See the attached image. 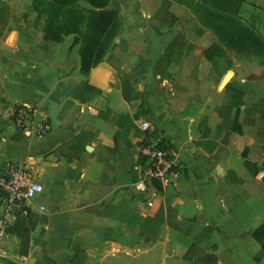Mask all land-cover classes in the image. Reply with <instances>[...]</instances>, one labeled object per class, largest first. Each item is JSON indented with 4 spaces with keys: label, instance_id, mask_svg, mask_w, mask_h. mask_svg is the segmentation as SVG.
<instances>
[{
    "label": "crops",
    "instance_id": "1",
    "mask_svg": "<svg viewBox=\"0 0 264 264\" xmlns=\"http://www.w3.org/2000/svg\"><path fill=\"white\" fill-rule=\"evenodd\" d=\"M37 2L0 0V167L28 166L42 186L35 202L46 210L35 213L42 221L26 253L9 232L14 221L9 225L0 264H70L80 251L101 260L110 249L115 263L131 264L147 237L139 221L157 227L158 264L207 257L264 264L252 236L264 221V178L257 174L264 166V78L234 74L221 89L232 104H221L217 89L207 94L211 61L203 51L217 39L181 0H120L109 48L83 74L79 34L46 39ZM190 20L201 32L188 54L173 57L175 40L186 33L180 25ZM20 103L47 113L51 130L33 138L16 129L11 109ZM140 119L183 169L152 209L134 187Z\"/></svg>",
    "mask_w": 264,
    "mask_h": 264
},
{
    "label": "trees",
    "instance_id": "2",
    "mask_svg": "<svg viewBox=\"0 0 264 264\" xmlns=\"http://www.w3.org/2000/svg\"><path fill=\"white\" fill-rule=\"evenodd\" d=\"M181 1L195 14L197 21L211 30L217 39V43L211 44L203 51L207 60L212 61L215 55L222 51L219 43L245 53H255L262 48L263 42L260 36L244 24L235 13L236 5L241 0ZM81 3L84 5H80ZM119 6L118 0H47L46 8L41 10L45 16V38L58 42L63 35L78 33L81 40L80 70L85 74L101 61L114 38ZM232 7L234 11L229 10ZM84 89H87L91 95L99 92L92 86H85ZM235 99L234 106L238 102V98ZM223 126H226L224 122ZM228 134L226 132L225 135ZM244 165L248 170L253 171V164L249 160H245ZM160 211L161 207L156 214ZM41 221L39 215L28 212L26 215H18L10 226L9 232L21 239L20 250L23 253H26L30 232ZM140 226L143 229L144 227L157 229L154 224L151 226L147 221H143ZM252 236L264 253V221L252 232ZM2 243L4 240L1 241ZM193 261L195 264H213L215 259L207 257Z\"/></svg>",
    "mask_w": 264,
    "mask_h": 264
},
{
    "label": "built area",
    "instance_id": "3",
    "mask_svg": "<svg viewBox=\"0 0 264 264\" xmlns=\"http://www.w3.org/2000/svg\"><path fill=\"white\" fill-rule=\"evenodd\" d=\"M88 110L94 111L91 106ZM11 119L16 129L29 137H40L51 130L48 114L30 103L15 104ZM137 128V151L142 162L134 187L143 196L144 205L152 209L162 199L165 187L182 176L183 169L173 151L161 144V136L147 119H140ZM257 174L264 178V166ZM41 192L42 186L25 164L11 161L0 167V245L18 215L45 212V205L35 202Z\"/></svg>",
    "mask_w": 264,
    "mask_h": 264
},
{
    "label": "rangeland",
    "instance_id": "4",
    "mask_svg": "<svg viewBox=\"0 0 264 264\" xmlns=\"http://www.w3.org/2000/svg\"><path fill=\"white\" fill-rule=\"evenodd\" d=\"M46 1L47 0H38L37 4L40 11L46 8ZM118 1L120 2V0ZM80 5H84V3H81ZM232 9L234 11L233 7L229 10L231 11ZM162 11H164V8ZM235 13L244 24L252 28L260 36L263 46L260 51H256L255 53H245L236 51L218 42L222 47V51L219 54H216L211 61V80L209 84L205 85V90L207 91V94L214 96L215 89H217V99H219L218 101H221V104L233 103L231 100L227 99V92L221 90L222 88L219 86V83L226 72L230 71L233 74L231 80L233 79L234 74L241 75L249 72L253 79L264 78V0H241L240 3L236 5ZM163 22L168 24L171 22V19L165 16ZM180 27L185 29L186 33L184 36H180L175 40L174 53L172 56L178 58H181L183 53L188 54L190 52L194 40L197 38L199 32H201L200 26L193 20L185 21ZM133 40L138 44H142L144 37L140 34H135ZM141 223L142 221H139V224ZM140 230L141 232H146L147 234H145L147 237L139 239L137 249L134 252L136 254L135 257H137L135 260L131 259V264H158L159 260L156 261V259L153 258L154 255H157L158 257L161 256V248L159 244L156 245L157 240L159 239H155L157 238V229L144 227V229L141 228ZM114 253L115 250L110 249L108 253L102 254L105 259H93L92 261H88V258L83 254V251H80L75 254L76 257L70 262V264H129L124 260H119L115 263L111 258Z\"/></svg>",
    "mask_w": 264,
    "mask_h": 264
},
{
    "label": "water",
    "instance_id": "5",
    "mask_svg": "<svg viewBox=\"0 0 264 264\" xmlns=\"http://www.w3.org/2000/svg\"><path fill=\"white\" fill-rule=\"evenodd\" d=\"M232 77V73L230 71L226 72L224 76L222 77L219 86L223 89L227 86L228 82L230 81V78Z\"/></svg>",
    "mask_w": 264,
    "mask_h": 264
}]
</instances>
